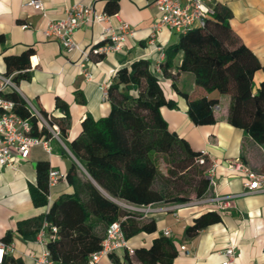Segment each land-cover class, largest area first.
<instances>
[{
  "label": "crops",
  "instance_id": "obj_1",
  "mask_svg": "<svg viewBox=\"0 0 264 264\" xmlns=\"http://www.w3.org/2000/svg\"><path fill=\"white\" fill-rule=\"evenodd\" d=\"M28 1L0 0V73L6 74V55L31 49L27 73L17 76L13 80L14 85H8L4 90L14 89L42 114L46 112L62 116V108H66L68 127L65 140L77 135L79 123L86 114L97 119L108 113L107 86L118 68L129 66L133 60L141 57L149 59L155 68L160 51L176 40V34L163 28L157 34L156 45L147 43L151 23L159 16L154 0H117V9L113 13L106 11L108 0H41L43 12L28 4ZM79 1L92 4L96 12H107L108 21L116 31H119V20L127 22L132 29L125 36L121 50L90 55L87 61L90 79L85 78L78 64L79 54L66 52L58 41L46 37L43 32L50 19L64 16L65 6ZM205 1L210 6L216 5L230 12V28L259 60L261 67L253 75L255 88L264 79V0ZM103 25V22L82 25L74 31L73 38L86 48L96 45L103 39ZM179 62L178 55L169 71L176 73L179 88L191 90L194 87L193 74L177 72ZM161 85L164 95L176 100V107L160 108L167 128L184 137L192 149L203 151L210 161L217 163V193L237 195L231 199L230 207L218 210L220 220L208 224L192 238L184 237L185 225L193 216L212 207L211 204L200 199L183 203H148L149 210H138L143 215L137 220L145 222L153 218L155 230L140 231L127 238L134 249L133 253L117 248L110 255L101 257L98 264H124L127 261L130 264L146 263L155 253L148 250L152 238L162 235L164 227L170 228V239L177 250L170 264H223L222 250L229 243L237 246L236 264H264V189L245 192L243 174L226 165L227 160L240 159L253 170L264 171V144L255 142L243 129L228 123V94L219 95L214 123L196 125L188 118L186 103L171 87L170 79L162 77ZM212 95H216V92H212ZM47 139L49 151L40 144L34 145L28 158L20 161L15 168L0 165V241L10 246L0 264H33V255L41 250L44 238L38 237L34 230L47 205H35L31 195L36 184L35 164L38 160H47L49 168L60 173L57 182L48 186L49 201L77 189L83 200L85 195L79 188L86 177L114 202L129 208L139 207L126 199L114 198L102 189L74 157L63 139L53 134ZM72 161L79 166L77 175L82 179L75 184L65 178ZM62 208L68 216V224L77 222L81 217L80 209L73 201H64ZM120 218L125 220V216ZM5 237L9 242L5 241ZM52 264L57 263L53 261Z\"/></svg>",
  "mask_w": 264,
  "mask_h": 264
},
{
  "label": "trees",
  "instance_id": "obj_2",
  "mask_svg": "<svg viewBox=\"0 0 264 264\" xmlns=\"http://www.w3.org/2000/svg\"><path fill=\"white\" fill-rule=\"evenodd\" d=\"M116 9L117 0H108L106 11L113 13ZM229 16L227 9L214 5L203 25L176 33V40L164 48L158 73L150 60L143 57L133 60L129 66L118 68L107 86L108 113L97 119L86 114L79 123L77 135L71 140L64 139L68 127L67 109L62 108V116L44 112L49 114L48 124L58 128L60 138L74 157L110 196L142 206L148 203H183L213 193L206 177L210 159L203 151L192 149L184 137L168 129L160 113L162 106L176 107V100L163 93L162 77L170 79L171 87L186 103L188 118L196 125L214 123V106H218L219 95L228 94V123L243 129L255 142L264 144V79L253 87V75L261 64L232 31L228 24ZM30 53L29 48L20 54L4 57L6 74L15 72L12 81L27 73ZM178 55L177 72L193 74L194 87L188 91L177 86L176 73L169 71ZM214 91L216 95H212ZM2 95L12 100L13 111L29 122L31 134L41 138L51 135L17 91L3 90ZM158 154L165 156L180 173L199 168L200 176L192 182L191 195H170L165 184L160 182ZM198 157H202L203 162H198ZM35 169L32 201L37 206L47 205V209L40 216L34 232L40 229L46 232L45 246L52 262L86 264L88 254L99 248L108 224L121 219V216H125L120 224L126 239L140 231L155 230L153 218L145 222L137 220L143 215L141 211L107 198L86 177L79 188L85 195L83 200L77 189L49 201L48 161L38 160ZM78 170L79 166L72 161L65 178L73 184L82 180L77 175ZM169 170L173 173L172 168ZM66 200L73 201L81 212V217L73 224L67 223L68 216L62 208ZM220 218L218 209L213 206L206 208L185 225L183 235L192 238ZM50 225L56 227L53 237L49 235ZM7 240L5 237L9 242ZM148 250L155 253L144 264H170L177 252L173 240L163 234L152 238Z\"/></svg>",
  "mask_w": 264,
  "mask_h": 264
},
{
  "label": "built area",
  "instance_id": "obj_3",
  "mask_svg": "<svg viewBox=\"0 0 264 264\" xmlns=\"http://www.w3.org/2000/svg\"><path fill=\"white\" fill-rule=\"evenodd\" d=\"M159 10V16L153 20L147 37V43L156 45L157 34L167 28L170 32L176 34L188 27L203 25L205 17L212 12V7L205 0H154ZM28 4L35 9L43 12L41 0H29ZM109 14L107 12H96L92 4H86L81 1L74 2L65 6L64 16L62 18L50 19L44 29L46 37H52L61 45L66 52H76L79 54L78 64L86 79L91 78V73L87 66V61L91 54L100 55L107 52H117L122 49L125 36L132 32L130 25L119 20L118 30L116 31L108 21ZM90 22H103L102 27L103 39L100 43L91 47H83L73 38L74 31ZM164 58V51H160L159 61L155 67L156 71H160L159 62ZM12 73H0V165L16 167L17 164L28 158L31 148L34 145H42L47 151L50 150L47 138H41L30 133L29 122L13 111V101L3 97L2 91L8 85H14L12 81ZM105 93V91H104ZM30 111L38 118L39 122L44 124L58 139V128L49 125L47 117L49 114H42L37 108L28 104ZM218 106H214L217 109ZM203 162L202 157L196 159ZM217 163L211 161L206 170L208 187L211 188L212 194L201 198V202L211 204L218 210L230 207L231 199L237 193L219 194L216 190L215 167ZM228 168L240 171L244 176V191H252L264 189V172H258L250 168L240 159H234L226 162ZM60 178V173L54 168L48 169V184L55 183ZM136 210H149L147 206L132 207ZM121 219L111 221L106 230L104 237L100 242L98 249L91 251L86 260V264H98L103 256L110 255L117 248H124L128 253H133L134 249L128 244L122 230ZM44 225H46L44 223ZM50 236H54L56 227L50 225ZM164 236L170 237L171 230L164 227L161 230ZM38 237L42 239L41 250L33 255V264H52V259L48 248L45 246L47 234L44 229L37 232ZM44 240V242H43ZM9 244L0 241V261L3 254L9 249ZM181 248H184L181 245ZM222 253L224 255L223 264H236L235 257L237 254V246L233 243L227 244ZM114 264V263H111Z\"/></svg>",
  "mask_w": 264,
  "mask_h": 264
},
{
  "label": "rangeland",
  "instance_id": "obj_4",
  "mask_svg": "<svg viewBox=\"0 0 264 264\" xmlns=\"http://www.w3.org/2000/svg\"><path fill=\"white\" fill-rule=\"evenodd\" d=\"M255 84V81L253 82ZM168 127V126H167ZM158 167L161 173L160 182L164 183L170 191V195L176 194H192V182L200 175L197 169H191L185 173H180L177 168L172 167V164L167 161L166 157L158 154ZM172 168L173 173L169 169Z\"/></svg>",
  "mask_w": 264,
  "mask_h": 264
}]
</instances>
